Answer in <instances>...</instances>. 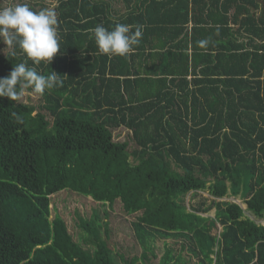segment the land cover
Wrapping results in <instances>:
<instances>
[{
  "label": "trees",
  "instance_id": "obj_1",
  "mask_svg": "<svg viewBox=\"0 0 264 264\" xmlns=\"http://www.w3.org/2000/svg\"><path fill=\"white\" fill-rule=\"evenodd\" d=\"M51 11L61 50L50 65L0 48V77L26 60L64 80L38 108L0 98V264H145L157 240L158 264H264V224L223 199L264 218V0H58ZM116 23L143 26L123 57L90 38ZM119 127L133 148L114 139ZM67 190L136 214L140 253L111 239L108 210L78 216L75 240L51 218V195ZM202 192L208 203L186 201Z\"/></svg>",
  "mask_w": 264,
  "mask_h": 264
},
{
  "label": "clouds",
  "instance_id": "obj_2",
  "mask_svg": "<svg viewBox=\"0 0 264 264\" xmlns=\"http://www.w3.org/2000/svg\"><path fill=\"white\" fill-rule=\"evenodd\" d=\"M3 3V0H0ZM57 19L51 10L43 8L33 10L28 3L15 2L0 7V42L6 47L3 49L6 56L17 57L22 54L33 65H50L54 55L61 50ZM95 44L101 54L126 56L139 45L143 35V26H132L126 23H116L110 29L97 25L90 29ZM206 46L207 40L198 42ZM19 49V53L17 51ZM64 80L55 71L47 74L37 71L36 67L29 66L25 61L16 63L11 72L0 77V98L10 101H19L25 95V90L43 94L46 90L62 87ZM17 122L22 118L12 113Z\"/></svg>",
  "mask_w": 264,
  "mask_h": 264
},
{
  "label": "rangeland",
  "instance_id": "obj_3",
  "mask_svg": "<svg viewBox=\"0 0 264 264\" xmlns=\"http://www.w3.org/2000/svg\"><path fill=\"white\" fill-rule=\"evenodd\" d=\"M58 0H3V3H0V7L12 4L15 2L28 3L32 9L40 10L42 7L52 10L57 4ZM115 7L118 10H121V3H115ZM6 46L1 42V51L4 53L3 49ZM7 53V49L5 50ZM22 103L34 105L38 108L42 99L40 94L33 93L31 90H25L24 97L19 100ZM113 137L117 141H128L130 148H133L134 141L131 136L130 130L125 127H119L112 131ZM199 199H204L207 203L208 199L211 197L207 192L199 193V196L191 197L190 193L186 195V201L195 202ZM224 200H230L237 202L244 209L246 216L250 217L257 223L264 224V218L259 219L255 217L251 212L246 210V205L238 197H224ZM93 210H97L101 217L104 216V210H108V227L111 229V239L119 246L120 251H122L126 256L133 254H139L141 249L137 244L136 239L133 235V230L131 227V222L135 219L136 214L126 215L122 209L121 203L117 200L112 208L107 206H102L100 203L94 201L89 196H83L72 191H62L57 194L51 195V218L55 214H59L66 222L70 233L73 235L74 239L77 240L79 233L81 231L78 222V216L89 217ZM214 210H211L204 214L205 216H213ZM220 230L219 225L213 229V233H218ZM172 239H168V243H172ZM175 247L177 244H173ZM154 251L157 256L151 257L149 261L145 264H158L159 258L163 253V240H157L154 245ZM187 256L186 252H183Z\"/></svg>",
  "mask_w": 264,
  "mask_h": 264
},
{
  "label": "crops",
  "instance_id": "obj_4",
  "mask_svg": "<svg viewBox=\"0 0 264 264\" xmlns=\"http://www.w3.org/2000/svg\"><path fill=\"white\" fill-rule=\"evenodd\" d=\"M257 1H258V0H257ZM261 7H262V4L258 5V9H257V13H258V14H260ZM233 11H234V8H231V9H230V16H231V14L233 13ZM230 24H231V23H230Z\"/></svg>",
  "mask_w": 264,
  "mask_h": 264
}]
</instances>
